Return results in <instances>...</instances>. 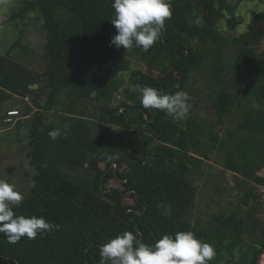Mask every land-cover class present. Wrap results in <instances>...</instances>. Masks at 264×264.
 <instances>
[{
    "label": "trees",
    "instance_id": "1",
    "mask_svg": "<svg viewBox=\"0 0 264 264\" xmlns=\"http://www.w3.org/2000/svg\"><path fill=\"white\" fill-rule=\"evenodd\" d=\"M112 3L22 0L11 16L25 19L35 13L42 21L47 63L40 72L12 58L21 39L0 53V104L22 97L30 102L23 116H33L26 153L35 171L33 186L14 211L43 216L60 228L16 244L0 233V264H98L100 247L125 231L147 244L164 234L191 231L214 245L210 264H259L264 253V222L258 217L264 213V176L259 174L264 169V52L257 48L264 40V14L228 38L221 20L232 31L245 23L236 5L170 0L173 15L161 39L147 52L127 51L110 46L117 34ZM129 52L143 62L133 80L139 90L186 92L189 80L206 69L217 122L223 125L237 109V126L224 137L207 132L197 114L198 97H191L190 114L181 124L163 111L145 109L141 99L128 104L129 90L118 101L122 88L116 75L128 67ZM136 121L145 125L142 134L135 131ZM52 129L61 130L56 140L48 136ZM215 149L225 153L224 170L235 176L239 198L204 223L194 219L199 190L193 176L204 175L203 162ZM249 233L254 242L247 241Z\"/></svg>",
    "mask_w": 264,
    "mask_h": 264
},
{
    "label": "rangeland",
    "instance_id": "2",
    "mask_svg": "<svg viewBox=\"0 0 264 264\" xmlns=\"http://www.w3.org/2000/svg\"><path fill=\"white\" fill-rule=\"evenodd\" d=\"M228 1L237 6V14L245 21L236 31H232L228 28L226 19L221 20L219 23L221 32L228 38L246 31L248 23L256 14H264V0ZM21 3L22 0H0V53H7L14 42L21 39V45L12 52V58L23 62L30 68L43 72L46 70L47 65L43 59L46 33L42 28V21L35 13L25 19H11L14 11L18 10ZM260 28L264 30V18L260 23ZM24 48L30 50L29 54L25 53ZM257 49L260 53L264 52V40ZM229 51L233 53L235 48L231 47ZM127 60L128 67L116 75L122 88L119 92L118 101L122 100L126 90H129L124 99L128 104H134L136 99H141V90L134 86L133 80L137 77V70L143 68V62L132 52L127 54ZM211 87L209 74L206 69H203L189 80L186 92L190 97L202 99L197 114L206 131L224 137L228 129L237 126L240 119L239 111L235 109L225 123L220 125L212 109ZM28 106H30V102L19 96H13L12 99L0 104V179L14 183L17 190L24 194V197L29 194L33 186L32 177L35 173L26 156L29 145V123L33 118V116H31L32 118L23 116V112ZM12 108H16L21 112L19 115L20 120L15 123H7L8 110L10 111ZM21 120L23 125L18 126L17 123ZM177 123H185V118L177 120ZM144 130L145 125L140 121H136V133L142 134ZM205 142L210 143L208 139H205ZM224 158L225 153L223 150L215 149L210 158L203 162L204 175L193 176L199 190L194 219H202L204 223L212 220V214L217 213L228 202L235 203L239 198L235 187V176L224 170ZM259 174L264 176V169ZM260 188V193L264 198V187ZM258 217L264 222V213L261 212ZM253 230L251 231L253 232ZM252 238V233L246 236L247 241L254 242Z\"/></svg>",
    "mask_w": 264,
    "mask_h": 264
},
{
    "label": "clouds",
    "instance_id": "3",
    "mask_svg": "<svg viewBox=\"0 0 264 264\" xmlns=\"http://www.w3.org/2000/svg\"><path fill=\"white\" fill-rule=\"evenodd\" d=\"M112 7L111 23L117 34L110 46L127 51L136 47L147 52L161 39L166 21L173 15L170 0H113ZM191 99L185 91L170 94L153 87L141 89V104L145 109L163 111L174 120L190 114ZM48 136L56 140L61 130L52 129ZM23 199L24 194L14 183L0 179V233L9 244H16L23 237L32 240L59 230V224L43 216L16 215L14 209ZM215 256L214 245L197 238L191 231L164 234L154 244L144 243L134 232L125 231L100 247L98 264H210Z\"/></svg>",
    "mask_w": 264,
    "mask_h": 264
},
{
    "label": "built area",
    "instance_id": "4",
    "mask_svg": "<svg viewBox=\"0 0 264 264\" xmlns=\"http://www.w3.org/2000/svg\"><path fill=\"white\" fill-rule=\"evenodd\" d=\"M20 111L17 110V109H14V110H10L8 111V117H7V120L6 122L7 123H13L15 122V117H18L20 115ZM18 119V118H17ZM263 196V195H262ZM264 199V198H263ZM259 264H264V253L263 255L261 256V260H260V263Z\"/></svg>",
    "mask_w": 264,
    "mask_h": 264
},
{
    "label": "crops",
    "instance_id": "5",
    "mask_svg": "<svg viewBox=\"0 0 264 264\" xmlns=\"http://www.w3.org/2000/svg\"><path fill=\"white\" fill-rule=\"evenodd\" d=\"M14 109H16V108H12V109H10V110H14ZM9 111V110H8ZM18 120H20V119H17V117H15V122H17ZM14 122V123H15Z\"/></svg>",
    "mask_w": 264,
    "mask_h": 264
},
{
    "label": "water",
    "instance_id": "6",
    "mask_svg": "<svg viewBox=\"0 0 264 264\" xmlns=\"http://www.w3.org/2000/svg\"><path fill=\"white\" fill-rule=\"evenodd\" d=\"M35 87H37V86H35Z\"/></svg>",
    "mask_w": 264,
    "mask_h": 264
}]
</instances>
